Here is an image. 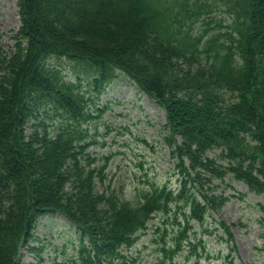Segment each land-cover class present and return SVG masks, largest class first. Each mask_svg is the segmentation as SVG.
Masks as SVG:
<instances>
[{"label": "trees", "instance_id": "16d2710c", "mask_svg": "<svg viewBox=\"0 0 264 264\" xmlns=\"http://www.w3.org/2000/svg\"><path fill=\"white\" fill-rule=\"evenodd\" d=\"M20 13L10 52L0 32V264H22L53 214L79 233L54 264H142L125 252L155 216L150 264L203 255L205 235L229 245L214 214L232 196L216 179L264 195V0H20ZM120 75L164 110L181 173L177 187L146 180L135 201L107 184L111 155L90 150Z\"/></svg>", "mask_w": 264, "mask_h": 264}, {"label": "rangeland", "instance_id": "374dc122", "mask_svg": "<svg viewBox=\"0 0 264 264\" xmlns=\"http://www.w3.org/2000/svg\"><path fill=\"white\" fill-rule=\"evenodd\" d=\"M22 24L20 0H0L1 41L7 52L14 48L17 41L15 35ZM83 87L85 91L88 90L87 86ZM100 104L105 109L101 117L91 122L97 142L90 150L99 156L111 155L107 182L111 189L118 192L121 198L135 201L139 197V190L146 186V180H154L159 184L167 182L177 187L181 173L177 167V157L172 155L166 140L164 110L142 94L124 75L118 76L107 86ZM216 185L220 186L216 193L225 190L226 194L232 196L214 217L217 221L224 220L232 230L231 245L235 248V263L264 264V220L261 207L264 195L249 190L244 182L232 176H225L224 181L217 178ZM159 221V216L153 217L149 221L148 230L125 253L139 256L142 264L155 262L159 253L152 239ZM193 224L196 226L197 221ZM220 233L221 230L218 231ZM34 236L36 239L30 241L29 246L35 247V250L29 249L27 245L22 248V264H54V261L76 253L78 249L79 233L59 214L40 218ZM204 238L211 257L206 258L205 252L200 262L219 264L222 259L216 256L220 250L224 254L227 252L226 243L216 240L215 235H205ZM196 260L193 256L187 264H196Z\"/></svg>", "mask_w": 264, "mask_h": 264}]
</instances>
